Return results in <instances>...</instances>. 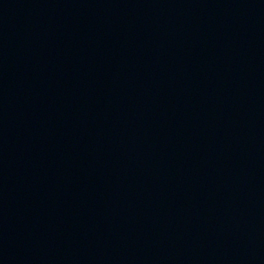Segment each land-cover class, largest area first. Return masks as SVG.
Listing matches in <instances>:
<instances>
[{"label":"water","instance_id":"water-1","mask_svg":"<svg viewBox=\"0 0 264 264\" xmlns=\"http://www.w3.org/2000/svg\"><path fill=\"white\" fill-rule=\"evenodd\" d=\"M0 264H264V0H0Z\"/></svg>","mask_w":264,"mask_h":264}]
</instances>
